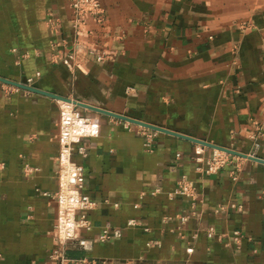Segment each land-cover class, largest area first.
I'll return each instance as SVG.
<instances>
[{
  "label": "crops",
  "instance_id": "0c3cea01",
  "mask_svg": "<svg viewBox=\"0 0 264 264\" xmlns=\"http://www.w3.org/2000/svg\"><path fill=\"white\" fill-rule=\"evenodd\" d=\"M100 1L102 21L76 31L70 0H0V78L53 94L0 79V264H57V206L43 192L57 188L59 97L264 159V0ZM78 109L99 126L71 157L95 205L79 232L92 247L69 243L70 256L264 264V161L233 154L207 173L209 145L159 130L147 145L145 126ZM183 178L192 196L178 193ZM105 225L121 234L101 241Z\"/></svg>",
  "mask_w": 264,
  "mask_h": 264
},
{
  "label": "built area",
  "instance_id": "2783aa9c",
  "mask_svg": "<svg viewBox=\"0 0 264 264\" xmlns=\"http://www.w3.org/2000/svg\"><path fill=\"white\" fill-rule=\"evenodd\" d=\"M72 12V26L76 31L82 30L85 24L87 15L92 16L96 21H102L103 8L100 0H70ZM56 23L51 20L50 25L56 28ZM94 54L97 60H105L108 58V53L103 50L88 49ZM75 49L68 52L62 57V62L67 66L75 65ZM31 79H28L30 82ZM16 88V86H13ZM75 99H59L58 102V143L59 148L55 155L56 161V179L57 188L50 194L43 192L45 195H50L56 202L57 216L53 229V237L56 241V246L50 253L51 259L57 264H100L97 259L87 256L73 257L67 253L69 243H76L83 250H89L92 247L90 239L81 237L80 230L89 229L91 223L87 216V211L94 207L95 201L89 197L83 190L84 185V167L82 164L72 160L74 151L82 155H87L86 146L83 143L85 137L95 136L98 134V123L78 109ZM264 106V104H263ZM264 120V107H263ZM129 121L126 120V123ZM264 121L256 124L257 134L264 136ZM142 130L147 136V145H150L152 135L156 134V130H148L143 127ZM197 149L202 151L203 146L197 145ZM233 154L212 147V152L207 158L205 172L215 173L219 168L229 163ZM200 159V157H199ZM32 169L28 164L24 170ZM34 169V167H33ZM178 193L192 196L193 188L190 182L183 178L180 180L177 188ZM133 224V220L128 221ZM212 230V229H211ZM121 234L120 228L105 225L98 235L101 241L109 240ZM150 244V243H149Z\"/></svg>",
  "mask_w": 264,
  "mask_h": 264
},
{
  "label": "water",
  "instance_id": "95a60500",
  "mask_svg": "<svg viewBox=\"0 0 264 264\" xmlns=\"http://www.w3.org/2000/svg\"><path fill=\"white\" fill-rule=\"evenodd\" d=\"M0 79H2L3 81L9 82V83H11V84H13L15 86H18V87H23V88H26V89H29V90H32V91H36L38 93L40 92V93H44V94L53 95L51 93H48V92H45V91H41V90H39V89H37V88H35L33 86L27 85L25 83L15 82V81L8 80V79H3V78H0ZM59 98L69 99L67 97H59ZM75 101L80 106L87 107L89 109H93V110L100 111V112H103V113H107V114H109L111 116H114V117H117V118H121V119H125V120H127L129 122L137 123V124H140L142 126L148 127L150 129H153V130L165 131V132L172 133V134H175V135H178V136H182V137H186V138H189V139H193L196 142L198 141V143H201V144H204V145L206 144V145H209L210 147H213V148H218V149H221V150H225V151H227V152H229L231 154H237V155H241V156H244V157H249V158H252V159H257V160H260V161H264V159H261L259 157L254 156V155H251V154L242 153L240 151H237V150L232 149V148H229V147H225V146H221V145H218V144L210 143V142L205 141L203 139H198V138L190 137V136L185 135L183 133H178V132H175V131L166 129L164 127H161L159 125H155V124H152V123H148L146 121H143V120H138V119H135V118L126 116V115H122V114H119V113H115V112H112V111L103 109L101 107L94 106L92 104L84 103L82 101H78V100H75Z\"/></svg>",
  "mask_w": 264,
  "mask_h": 264
}]
</instances>
